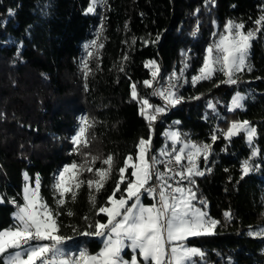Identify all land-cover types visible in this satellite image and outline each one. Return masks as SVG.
<instances>
[{
    "label": "trees",
    "instance_id": "16d2710c",
    "mask_svg": "<svg viewBox=\"0 0 264 264\" xmlns=\"http://www.w3.org/2000/svg\"><path fill=\"white\" fill-rule=\"evenodd\" d=\"M90 4L0 0V230L15 224L12 214L23 201L25 173L33 180L38 175L41 196L58 213L59 234L98 251L103 243L80 233L93 231L89 224L107 222L98 209L107 205L126 158L136 157L139 140L151 138L160 148L165 129L171 127L186 139L211 146L207 160L200 159L205 175L193 179L198 197L220 224L214 235L194 237L189 243L201 247L204 260L214 264H264V237L249 233L264 226V30L252 41L251 71L239 72L236 84L222 83L227 77L221 72L193 82L207 49L229 20L243 23L245 31L259 27L255 22L264 16V0H107L104 19L103 4L89 13ZM101 25L98 45L103 47L96 45L86 60L91 71L85 78L78 60ZM149 61L159 66L155 79L153 65L146 66ZM173 71L182 100L167 107L150 127L140 114L141 104L132 98L131 85L136 84L140 98L150 104L165 105L144 81L153 80L154 86ZM237 90L246 94L245 108L229 111ZM85 113L92 125L87 130L89 146L78 152L73 137ZM234 121H249L256 128L258 155L253 156L245 133L225 136ZM172 147L169 143L166 150ZM109 155L113 170L100 191L84 183L74 201L69 194L64 205L57 204L60 196L54 186L62 167L76 162L86 164L85 169L107 168L102 161ZM92 156L99 157L94 165ZM245 160L253 168L248 175L242 172ZM93 178L86 170L79 175L84 181Z\"/></svg>",
    "mask_w": 264,
    "mask_h": 264
},
{
    "label": "snow or ice",
    "instance_id": "6c2138e0",
    "mask_svg": "<svg viewBox=\"0 0 264 264\" xmlns=\"http://www.w3.org/2000/svg\"><path fill=\"white\" fill-rule=\"evenodd\" d=\"M103 2L105 0H91L87 11L94 12L96 6ZM255 23L258 28L245 31L243 23L229 20L225 25L226 34L220 37L218 43L207 49V58L200 69V75L194 77L193 82L211 79L216 72H221L227 77L226 80L221 81L222 83L236 84L239 72L245 69L251 71L248 57L256 33L264 30V16ZM96 44L97 41L93 40L85 45V48L91 49ZM92 55V51L88 50L87 56L90 58ZM149 65L155 66L153 71L155 79L159 74V66L155 61H149L146 66ZM82 67L87 78L91 71L87 61L82 63ZM144 86L153 87V80L144 81ZM154 94L163 98L169 106H175L182 100V97L176 94L175 85L171 83L168 89L155 90ZM131 95L133 100L141 104L140 114L148 120L150 127L157 116L166 111L165 107L154 106L148 99L140 98L136 84L131 85ZM245 99L244 95L237 93L231 101V110L243 108ZM209 107L214 108V105L210 104ZM91 126L85 117L79 131L73 137V144L78 152L81 147L89 146L86 132ZM241 132L246 133L247 141L253 144L257 130L249 121L232 122L225 136L231 139ZM167 135L173 141L171 152L161 150L159 153L161 157H168L167 160H158L156 156L149 155L151 138L139 140L135 159L132 155L126 158L123 167L119 168V180L108 197L107 205L98 209V214L103 213L107 217V222L97 221L94 225L89 224V228L93 231L80 233L84 236L103 238L104 246L99 253L90 255L86 251H81L76 257L66 255L63 245L65 240L70 238L59 234L58 213L50 208L40 195V178L37 175L35 186L26 185L24 188V203L16 204L15 200L11 201L17 208L14 213L16 223L12 227L0 230V258H3V264H142V262L143 264H196V258L203 259L205 253L200 248L189 246L187 241L192 237L214 235L215 229L220 224L219 220L211 218L207 212V202L198 197V189L193 179L195 176L205 175V172L199 169L197 160L201 156L207 160L211 146L208 144L198 146L194 143L189 145L182 141V136L177 131ZM216 139L214 135L212 140ZM181 143L183 146L177 149L175 144ZM185 149L190 150L186 153ZM258 154L259 149L254 150L253 156ZM98 159L99 157L92 156L91 164L94 165ZM185 160L187 165L184 164ZM113 162V156L109 155L102 161L107 168L85 169L83 164L78 165L76 162L65 166L59 172L54 186L60 196L57 204L64 205L65 197L69 194L74 201L76 190L84 183L90 189L95 187L96 191H100L111 176ZM173 162L180 165L179 170L171 167ZM159 164H165L164 171L159 170L157 167ZM129 168L132 171L130 177H126ZM81 170L93 173L96 179L80 180ZM252 170L250 162L245 160L242 167L243 175H248ZM153 177L159 181L157 185L151 183ZM25 180H29L27 174ZM120 192L123 194L117 198V193ZM145 192L157 202L144 205L141 197ZM90 199L95 206V197L92 196ZM129 201L132 203L130 204ZM3 202L4 198L0 196V203ZM72 214L71 211L68 212V215ZM225 217L230 219L231 214L225 213ZM250 234L264 236V230ZM126 248L131 249L133 253L130 259L124 258L123 253Z\"/></svg>",
    "mask_w": 264,
    "mask_h": 264
},
{
    "label": "rangeland",
    "instance_id": "374dc122",
    "mask_svg": "<svg viewBox=\"0 0 264 264\" xmlns=\"http://www.w3.org/2000/svg\"><path fill=\"white\" fill-rule=\"evenodd\" d=\"M100 4H103V19H104V15H105V12H106V7H107V0H105V2H103V3H99L98 5H100ZM97 5V6H98ZM96 6V7H97ZM96 9V8H95ZM235 22V21H234ZM236 23H238V22H236ZM101 31H102V27H99V29H97L96 31H95V33H96V38L94 39V40H96L97 41V44L96 45H98V43L100 42V39H101V36H100V34H101ZM224 34H226L225 33V30H224V32L218 37V39H217V41H216V43H218V41H219V39H220V37L222 36V35H224ZM90 42L91 41H89L88 43H86V45H88V44H90ZM92 46L91 47V49H86L85 51V54H84V57H82V58H80L78 61V64H79V67H81V68H83L82 67V63L84 62V61H86L89 57L87 56V51L88 50H91L92 51V53L94 52V49H97L98 48V46ZM207 58V53H206V57H205V59ZM249 58V57H248ZM204 65V64H203ZM154 67V70H155V66H153ZM203 67V66H202ZM175 74H176V72H175ZM200 75V74H199ZM160 78V77H159ZM159 78H158V80H159ZM176 80H177V76H176ZM157 84V81H156V83L154 84V86ZM176 84H177V82H176ZM153 88V87H152ZM176 91V90H175ZM237 93H241L242 95H244L245 97H246V94L244 93V92H241V91H235L234 92V94H233V96H232V98H231V101H232V99H233V97L237 94ZM156 98V97H155ZM158 99V98H157ZM160 100H162V99H160ZM231 101H230V103H229V106H228V110L229 111H234V110H231V108H232V105H231ZM243 103H244V107L243 108H241V109H244L245 108V100L243 101ZM156 106H159V107H165L166 108V106L165 105H159V104H157ZM169 107H173V106H169ZM85 117H87V119H88V115H86V113H85ZM85 117H83L82 115L79 117V123H80V126L78 127V129H77V131H76V133L79 131V128L81 127V125H82V121H83V119L85 118ZM252 126V125H251ZM252 127H254V126H252ZM88 130V129H87ZM173 131H177V132H179V130L178 129H176V128H171V127H169V128H167V129H165V131H164V133H163V135L165 136V143L162 145V147H160L159 149H157V152L156 153H154L153 155L155 156L156 154V158L158 159V160H165V158L164 157H162L161 158V156L159 155V153H160V151L161 150H166V148H167V145L169 144V143H171L172 144V146H173V141L169 138V136L167 135L168 133H170V132H173ZM180 133V132H179ZM246 134V133H245ZM76 135V134H75ZM74 135V136H75ZM86 137H87V132H86ZM182 141L183 142H186V143H188L189 145H191V144H196V145H198V146H200V145H205V144H202V143H197V142H195V141H193V140H191V139H186V138H184V137H182ZM153 142V141H152ZM248 142V141H247ZM153 144H154V142L151 144V151H150V153H149V155L150 156H153V155H151L152 154V146H153ZM248 144H249V142H248ZM250 145H252L253 146V150H256V149H258L257 148V146L256 145H254V142H253V144H250ZM183 146V144L181 143V144H175V147L177 148V149H179V148H181ZM190 149H185V152L187 153L188 151H189ZM166 151H168V150H166ZM168 152H170V151H168ZM201 158H203L202 156L201 157H199L198 158V160H197V164H198V166H199V169L201 170V171H203V168H202V166H200V159ZM135 159V158H134ZM207 162V161H206ZM205 162V163H206ZM86 164H84V166H85ZM165 165V164H159V165H157V166H159V170H164V167L163 166ZM65 166H67V165H65ZM64 166V167H65ZM162 166V167H161ZM64 167H62V169L64 168ZM62 169L60 170V171H62ZM59 171V172H60ZM82 171V170H81ZM25 174H27L28 175V177H29V180H25L24 181V184H23V189H22V195H24V188H25V186L26 185H31L32 187H34L35 186V179L33 180L32 178H31V176L28 174V173H25ZM59 174V173H58ZM24 178H25V176H24ZM57 179H58V175H57V178H56V182H57ZM93 179H96V177L95 178H93ZM95 188V187H94ZM40 195H41V193H40ZM117 198H119V197H117ZM148 199V200H147ZM158 199V198H157ZM44 200V199H43ZM141 202L144 204V205H151V204H153V203H156L157 202V200H155V199H153V197L151 196V195H149L148 193H144L143 195H142V197H141ZM24 203V200L22 201V203H20V204H23ZM129 203L131 204L132 203V201H129ZM199 207H204V205H198ZM206 210H207V212L209 213V211H208V208L206 207ZM17 211V208H16V210L13 212V218H14V213ZM210 215V214H209ZM211 216V215H210ZM211 218H213V219H216V220H218L217 218H214V217H212L211 216ZM15 223H16V221H15ZM9 228V227H8ZM6 229V228H5ZM4 230V229H3ZM261 230H264V226H261V227H258V228H255V229H251V230H249V233H256V232H259V231H261ZM252 235H254V234H252ZM254 236H258V235H254ZM261 237H264V236H261ZM96 238L99 240V241H101L102 243H103V238H101V237H97L96 236ZM192 238H194V237H192ZM189 239H191V238H189ZM187 244L189 245V246H193V247H197V248H200L202 251H203V249L201 248V247H199V246H196V245H193V244H190L189 243V240L187 241ZM103 246H104V244H102V247L98 250V251H94V252H92V251H89L88 250V248H87V244H85V243H81V244H78L76 241H68V240H65V243H64V245H63V247H64V250H65V253H66V255H68L69 257H76V256H78L79 255V253L81 252V251H86L88 254H90V255H96L97 253H99L100 251H101V249L103 248ZM204 252V251H203ZM123 255H124V258L125 259H130L131 258V256L133 255V253H132V251H131V249H125L124 250V253H123ZM137 255H138V253H137ZM0 264H3V258H0ZM142 264H143V262H142ZM196 264H214L212 261H206V260H204V258L203 259H200V258H196Z\"/></svg>",
    "mask_w": 264,
    "mask_h": 264
},
{
    "label": "bare ground",
    "instance_id": "6f19581e",
    "mask_svg": "<svg viewBox=\"0 0 264 264\" xmlns=\"http://www.w3.org/2000/svg\"><path fill=\"white\" fill-rule=\"evenodd\" d=\"M170 78H171V80H170ZM172 80L174 81V85H176L177 80H176V74H175L174 71L170 75H168L166 78H164V79H161V77H160L159 80H158L159 89H165V90L168 89L169 88V84L171 83ZM155 90H157V84L155 86H153V88L151 89V94L154 97L158 98V99H162L159 95L154 94V91ZM157 149H159V148H157ZM157 149H156L155 145H153V147H152V154L151 155H153L154 153H156L157 152ZM164 158H167V157H164ZM164 170H165V167H164Z\"/></svg>",
    "mask_w": 264,
    "mask_h": 264
},
{
    "label": "built area",
    "instance_id": "2783aa9c",
    "mask_svg": "<svg viewBox=\"0 0 264 264\" xmlns=\"http://www.w3.org/2000/svg\"><path fill=\"white\" fill-rule=\"evenodd\" d=\"M171 84H173L174 85V81L172 80L171 81ZM170 85V84H169ZM175 87H176V85H175ZM157 90H160L159 89V85H158V80H157ZM162 103H164L165 105H166V102H165V100L162 98ZM167 107H169V105H166V109H167ZM163 114V113H162ZM162 116L163 115H161V117H160V119L162 118ZM159 119V120H160ZM153 147V146H152ZM175 154L173 153V156H174ZM168 159V157L167 158H165V160H167ZM184 164L185 165H187L185 162H184ZM158 168H159V166H157ZM171 167H173V168H175L176 170H179L180 169V165H176L174 162H173V164L171 165ZM160 171H164V170H160ZM172 181H170V183H171ZM153 185H157L158 183H159V181H157L156 180V178L155 177H153V180H152V182H151ZM158 198V197H157Z\"/></svg>",
    "mask_w": 264,
    "mask_h": 264
}]
</instances>
